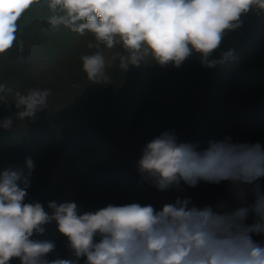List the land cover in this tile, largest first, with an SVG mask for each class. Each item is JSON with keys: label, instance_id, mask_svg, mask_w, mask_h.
<instances>
[{"label": "clouds", "instance_id": "9594fccd", "mask_svg": "<svg viewBox=\"0 0 264 264\" xmlns=\"http://www.w3.org/2000/svg\"><path fill=\"white\" fill-rule=\"evenodd\" d=\"M46 5L47 23L79 36L90 35L91 51L79 57L91 83L110 84L108 68L158 65L179 69L194 54L204 68L235 60L234 49L220 51L224 39L249 14H264V0H0V58L18 38L19 21ZM105 49L112 52L106 58ZM118 49V50H117ZM219 58H213L217 52ZM51 88L21 90L0 82V130L33 121L47 110ZM0 169V264H264V145L210 140L203 149L179 141L169 129L141 148L135 162L140 185L159 191L181 183L196 187L229 182L236 207L225 201L200 208L177 198L157 210L139 202L108 204L81 211L76 202L31 199L36 163ZM251 197V201L250 198ZM254 222L249 224V215ZM55 222L65 254L55 239H37Z\"/></svg>", "mask_w": 264, "mask_h": 264}, {"label": "trees", "instance_id": "16d2710c", "mask_svg": "<svg viewBox=\"0 0 264 264\" xmlns=\"http://www.w3.org/2000/svg\"><path fill=\"white\" fill-rule=\"evenodd\" d=\"M48 15L46 5L27 11L18 22L14 47L0 58V82L21 91L32 86L52 89L47 110L35 120L18 122L12 132L0 130V169L12 165L26 172L25 157L31 156L36 169L30 198L45 206L50 200L76 202L82 212L131 202L159 210L177 198H191L200 208L217 210L225 201L236 207L229 182L201 181L194 188L181 183V190L159 191L138 183L135 162L144 144L169 129L179 141L201 149L226 136L264 145V14L249 13L243 26L224 39L220 51L234 49L236 57L224 65L204 68L194 54L179 69L151 61L126 73L115 66L107 70L110 84L91 83L81 70L79 57L94 51L86 47L93 37L53 30L40 22ZM37 39L57 52L54 64L30 62L35 53L26 48L27 42ZM111 55L105 49L106 58ZM10 111L0 106V117ZM259 183L264 191V178ZM254 219L250 214L247 223ZM45 227L37 239H55L65 254L55 222Z\"/></svg>", "mask_w": 264, "mask_h": 264}, {"label": "rangeland", "instance_id": "374dc122", "mask_svg": "<svg viewBox=\"0 0 264 264\" xmlns=\"http://www.w3.org/2000/svg\"><path fill=\"white\" fill-rule=\"evenodd\" d=\"M39 20V19H38ZM40 22L42 23H47V21L45 20H40ZM64 33H70V31L66 28L61 27ZM253 34L251 35V39L253 40L255 38V33L256 32H252ZM29 34V32H28ZM26 35L28 39H32L30 38V34ZM262 34V33H261ZM32 40H30V42H27L28 45L26 46V48L30 51H32L33 53H35V56H29V60L31 63L37 64L39 67H43L44 65L47 64H54L56 62V55L57 52H52V50L48 47H46L41 41L37 40H33L34 42L31 43ZM28 52V51H26ZM31 52V54H32ZM52 53H55L52 55ZM235 54V53H234ZM15 55L20 58L23 57L24 55L23 53H18L16 52ZM256 76V75H255Z\"/></svg>", "mask_w": 264, "mask_h": 264}]
</instances>
